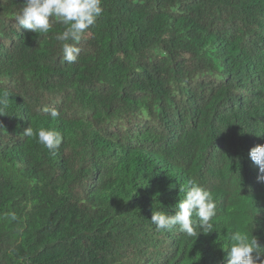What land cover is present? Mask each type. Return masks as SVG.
<instances>
[{
    "label": "trees",
    "instance_id": "16d2710c",
    "mask_svg": "<svg viewBox=\"0 0 264 264\" xmlns=\"http://www.w3.org/2000/svg\"><path fill=\"white\" fill-rule=\"evenodd\" d=\"M24 2L0 0V264H227L253 225L264 248V0H101L71 64L65 25L19 27ZM189 180L218 231L157 230Z\"/></svg>",
    "mask_w": 264,
    "mask_h": 264
},
{
    "label": "clouds",
    "instance_id": "9594fccd",
    "mask_svg": "<svg viewBox=\"0 0 264 264\" xmlns=\"http://www.w3.org/2000/svg\"><path fill=\"white\" fill-rule=\"evenodd\" d=\"M102 11L101 0H25L16 21L20 28L36 34L48 33L52 20L65 25L57 40L62 42L63 61L71 64L80 54V48L75 45L80 42L82 34L96 23ZM50 116L57 118L59 113L52 109ZM34 134L38 142L50 151L58 149L63 142L62 134L55 128H40L35 133L30 126L25 129L24 135L31 137ZM249 157L258 166V180L264 181V145L251 148ZM180 192L184 195L174 206V214L169 215L162 210L152 212L150 221L157 230L178 227L189 238H196L201 232L218 231L214 223L217 205L213 194L194 180H189ZM253 228L254 225L249 231L232 230L227 233V244L222 245L227 254V264H264V248L252 235Z\"/></svg>",
    "mask_w": 264,
    "mask_h": 264
},
{
    "label": "bare ground",
    "instance_id": "6f19581e",
    "mask_svg": "<svg viewBox=\"0 0 264 264\" xmlns=\"http://www.w3.org/2000/svg\"><path fill=\"white\" fill-rule=\"evenodd\" d=\"M187 169V168H186Z\"/></svg>",
    "mask_w": 264,
    "mask_h": 264
}]
</instances>
